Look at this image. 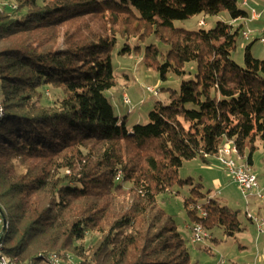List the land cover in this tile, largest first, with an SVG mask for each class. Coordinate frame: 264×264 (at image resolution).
Returning <instances> with one entry per match:
<instances>
[{
  "label": "trees",
  "instance_id": "trees-1",
  "mask_svg": "<svg viewBox=\"0 0 264 264\" xmlns=\"http://www.w3.org/2000/svg\"><path fill=\"white\" fill-rule=\"evenodd\" d=\"M221 12L232 22L250 17L236 0H0L4 255L27 264L53 254L61 264H190L157 203L183 186L188 227L242 231L237 212L178 178L184 161L208 166L226 142L249 167L255 150L264 153V59L252 57L251 43L242 66L230 58L243 24L173 25ZM150 35L168 49L147 46L145 67L161 79L190 63L196 73L167 104H153L147 124L127 128L105 96L115 86L111 54L118 38Z\"/></svg>",
  "mask_w": 264,
  "mask_h": 264
},
{
  "label": "rangeland",
  "instance_id": "rangeland-1",
  "mask_svg": "<svg viewBox=\"0 0 264 264\" xmlns=\"http://www.w3.org/2000/svg\"><path fill=\"white\" fill-rule=\"evenodd\" d=\"M236 0L238 8L248 15L254 10L258 15L256 20H238L234 28L243 24L244 32L249 37L244 39L239 36L235 51L230 58L239 66L243 65V54L246 45L251 43L250 53L253 58L264 59V44L260 39L264 38V0ZM203 22L201 25L200 23ZM217 23L232 25V20L226 12L216 16L197 15L187 20L174 21L176 28L190 31L213 29ZM128 45L130 53L121 54V50ZM154 45L162 53L168 49L166 44L153 35L143 37L142 40L130 39L125 42L118 38L112 50V68L115 78V86L105 92L106 98L112 103L115 115L125 121L126 127L147 124L148 113L152 110L155 102L167 104L172 92H178L182 82L190 81L196 73L194 63L186 64L184 74L177 76L168 72L161 79L158 71L147 68L143 64V56L147 46ZM152 88L156 95L146 91ZM47 98L55 95L54 92L45 90ZM127 96L130 106L123 104L122 98ZM215 163L211 161L209 167L203 165L200 160L184 161L178 170L180 180L189 179L194 184L200 183L201 193L209 198L216 199L221 206H226L233 212H237L241 232L233 237L224 236L215 230L211 234L206 231L207 237L200 243H192V227L184 208V200L189 197V186L175 187L173 193L158 197V206L168 216L174 219L178 232L186 241L190 254V264H264V201L257 196L244 197L239 187L232 182L229 175L224 173L222 166L215 157ZM246 159H240V164H246ZM252 171L257 176L259 192L264 195V153L261 146L252 155ZM218 179L220 185L214 181ZM2 219L0 218V233ZM211 238V239H210ZM214 238L216 241H212ZM88 236L85 244L89 241ZM94 240H92V243ZM72 264V259L69 260Z\"/></svg>",
  "mask_w": 264,
  "mask_h": 264
},
{
  "label": "built area",
  "instance_id": "built-area-1",
  "mask_svg": "<svg viewBox=\"0 0 264 264\" xmlns=\"http://www.w3.org/2000/svg\"><path fill=\"white\" fill-rule=\"evenodd\" d=\"M243 4H246V1H243ZM257 14L254 10L251 11L250 18L253 20H256ZM201 25L203 22L200 23ZM242 36L244 39H248V33L242 32ZM260 43L264 44V38L259 40ZM146 91L153 96L156 95V92L152 88H146ZM123 104L128 106L131 105V102L128 97H125V100L123 101ZM220 149H230V144H224L222 145L217 152V155L219 156V150ZM220 165L223 167L224 172H226L227 175L231 178L232 182L235 183L239 189L241 194L244 197H251V196H257L261 200L264 201V195H262L259 192L258 188V182H257V176L252 172L251 168L246 164H240L239 162H234L231 159H220ZM197 209L199 210V214L205 218V213L201 210L199 206H197ZM192 243H200L204 239H206L207 234L206 231L202 226L199 224H195L192 227ZM11 260V259H9ZM0 264H5V262H1ZM13 264H19L13 262ZM48 264H57L55 262H48Z\"/></svg>",
  "mask_w": 264,
  "mask_h": 264
},
{
  "label": "bare ground",
  "instance_id": "bare-ground-1",
  "mask_svg": "<svg viewBox=\"0 0 264 264\" xmlns=\"http://www.w3.org/2000/svg\"><path fill=\"white\" fill-rule=\"evenodd\" d=\"M248 37H249V35H248ZM125 97H127V96L123 95L122 101L125 100ZM128 106H130V105H128ZM224 144H230V149H220L219 150V156L216 155V159L219 162V164H220V159H231L234 162H239L240 158L237 154V150H236L235 146L233 145V143L232 142H226ZM0 261L5 262V264H13V261L9 260V258L3 254L1 243H0ZM48 262H55L57 264H61L59 261V258L54 254L49 255V257L46 259V262L44 264H48ZM19 264H27V263H19Z\"/></svg>",
  "mask_w": 264,
  "mask_h": 264
},
{
  "label": "water",
  "instance_id": "water-1",
  "mask_svg": "<svg viewBox=\"0 0 264 264\" xmlns=\"http://www.w3.org/2000/svg\"><path fill=\"white\" fill-rule=\"evenodd\" d=\"M0 218L2 219V230H1V233H0V241L7 229V222H6V219H5V216L0 208Z\"/></svg>",
  "mask_w": 264,
  "mask_h": 264
},
{
  "label": "crops",
  "instance_id": "crops-1",
  "mask_svg": "<svg viewBox=\"0 0 264 264\" xmlns=\"http://www.w3.org/2000/svg\"><path fill=\"white\" fill-rule=\"evenodd\" d=\"M257 16H258V15H257ZM248 20H249V19H248ZM234 23H235V22L233 21V22H232V24H234ZM211 161H212L213 163H215V162H216V161H215V158H212V159H211ZM211 161H210V163H211ZM209 165H210V164H209ZM209 165H208L207 167H209ZM252 165H253V163H252ZM252 165H251V167H250V168H251V170H253V169H252ZM222 168H223V167H222ZM252 172H253V171H252ZM224 173H225V172H224ZM253 173H254V172H253ZM254 174H255V173H254ZM255 175H256V174H255ZM214 183H215L217 186H219V185H220V183H219L218 179H216V180L214 181ZM262 188H263V190H264V187H262Z\"/></svg>",
  "mask_w": 264,
  "mask_h": 264
}]
</instances>
